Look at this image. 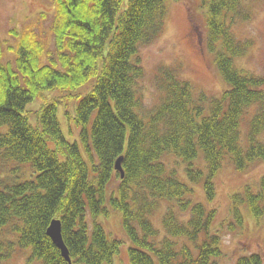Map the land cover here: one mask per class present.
Masks as SVG:
<instances>
[{"label":"trees","instance_id":"trees-1","mask_svg":"<svg viewBox=\"0 0 264 264\" xmlns=\"http://www.w3.org/2000/svg\"><path fill=\"white\" fill-rule=\"evenodd\" d=\"M168 1L52 0L49 29L46 12L11 29L12 60L0 38V264L19 251L28 262L70 264L48 234L53 220L72 264H118L125 241L110 238L102 220L112 210L122 216L129 264H218L223 232L244 227V209L264 216V175L231 196V220L218 226L217 208L194 198L201 185L215 201L226 163L245 171L264 160V76L236 62L254 44L235 32L251 6L202 0L208 48L227 84L221 94L196 92L179 66H164L159 101L146 111L140 47L163 34ZM170 153L182 169L167 164Z\"/></svg>","mask_w":264,"mask_h":264},{"label":"rangeland","instance_id":"rangeland-1","mask_svg":"<svg viewBox=\"0 0 264 264\" xmlns=\"http://www.w3.org/2000/svg\"><path fill=\"white\" fill-rule=\"evenodd\" d=\"M251 6L252 17L236 24L235 32L238 38L251 39L254 44L250 50L239 59L237 65L245 70L264 76V0H248ZM168 17L163 34L150 44L140 47V55L145 68V76L141 80L144 92V110L154 108L160 98L161 91L158 88V71L164 66H179L182 77L194 85L196 92L205 91L218 95L227 87L222 78L216 62L215 53L210 51L207 44V6L202 0H169ZM42 12L48 13V17L42 21L41 27L49 29L51 16L54 12L52 0H0V38L8 39L5 45L4 59L12 60L14 52L9 46H16L17 39L10 35L14 27L23 28L34 22ZM54 93H47L49 98ZM73 108V101H69ZM41 101H36L29 106L30 118L33 120L34 111L40 106ZM60 118L67 132L66 120L60 107ZM64 119V120H63ZM77 134V130H74ZM203 158V155L200 154ZM165 160L169 166H178L182 169V163L176 155L170 153ZM180 161V162H179ZM198 162V158L196 159ZM264 175V160L252 163L247 170L237 171L231 163H226L216 176L217 197L209 203L201 185H195L196 198L208 206L216 207L218 217L215 225L231 220V196L240 192L246 185L256 186ZM161 213L155 216L158 226ZM244 227L236 232H223L222 247L225 255L218 264H235L240 255L252 252H260L264 257V216L256 218L247 209H244ZM104 227L110 238L118 237L125 241L117 258L118 264H129L127 246L129 239L123 228L122 216L119 211L112 210L107 218H103ZM7 264H41L38 261H27L25 252L16 253Z\"/></svg>","mask_w":264,"mask_h":264},{"label":"water","instance_id":"water-1","mask_svg":"<svg viewBox=\"0 0 264 264\" xmlns=\"http://www.w3.org/2000/svg\"><path fill=\"white\" fill-rule=\"evenodd\" d=\"M122 157H120L116 162V169L122 172V176L124 175V171L122 168ZM48 234L54 241V243L61 249L62 255L66 258L67 261L72 264V260L70 257V252L68 247L65 244L62 235V225L60 220H53L51 225L48 228Z\"/></svg>","mask_w":264,"mask_h":264}]
</instances>
